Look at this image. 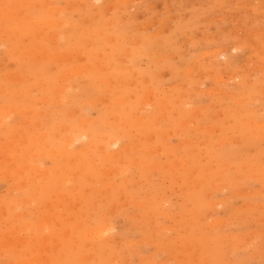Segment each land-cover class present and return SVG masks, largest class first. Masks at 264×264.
<instances>
[{
  "label": "rangeland",
  "instance_id": "374dc122",
  "mask_svg": "<svg viewBox=\"0 0 264 264\" xmlns=\"http://www.w3.org/2000/svg\"><path fill=\"white\" fill-rule=\"evenodd\" d=\"M0 25V264H264V0H0Z\"/></svg>",
  "mask_w": 264,
  "mask_h": 264
},
{
  "label": "bare ground",
  "instance_id": "6f19581e",
  "mask_svg": "<svg viewBox=\"0 0 264 264\" xmlns=\"http://www.w3.org/2000/svg\"><path fill=\"white\" fill-rule=\"evenodd\" d=\"M92 1H93V0H92ZM123 1H124V0H123ZM36 5H37V4H36ZM36 7H37V6H36ZM108 8H109V7H108ZM128 8H129V7H128ZM47 10H48V9H47ZM218 20H219V19H218ZM54 22H55V21H54ZM154 22H155V21H154ZM2 24H3V23H2ZM0 26H2V25H0ZM141 27H142V26H141ZM253 43H254V42H253ZM51 48H52V47H51ZM214 51H215V50H214ZM223 53H224V52H223ZM223 53H222V54H223ZM59 55H60V54H59ZM61 55H62V54H61ZM39 58H40V57H39ZM66 60H67V58H66ZM68 60H69V59H68ZM121 67H122V66H121ZM256 69H257V68H256ZM52 70H53V69H52ZM228 74H229V73H228ZM61 87H63V85H61ZM61 87H60V88H61ZM60 88H59V89H60ZM61 89H62V88H61ZM61 89H60V90H61ZM58 91H59V90H58ZM147 96H148V95H147ZM104 99H105V98H104ZM254 99H255V98H254ZM175 102H176V101H175ZM75 112H76V111H75ZM6 114H7V113H6ZM7 117H8V116H7ZM23 123H24V122H23ZM18 131H19V130H18ZM19 132H20V131H19ZM75 133H76V132H75ZM75 133H73V136H74ZM88 134H89V133H88ZM88 134H87V135H88ZM77 137L79 138L78 135H77ZM77 137H76V138H77ZM80 138H81V137H80ZM80 138H79V139H80ZM151 138H152V137H151ZM67 139H68V138H67ZM72 139H73V138H72ZM105 139H106V138H105ZM70 140H71V139H70ZM77 140H78V139H77ZM80 140H81V139H80ZM116 141H117V140L112 139L111 141H109V143H111V145H116V143H117ZM234 141H235V140H234ZM9 143H10V142H9ZM71 143H72V142L69 141L68 146H71ZM105 143H106V142H105ZM225 143H226V142H225ZM10 144H11V143H10ZM72 144H73V143H72ZM106 144H107V143H106ZM63 145H64V144H63ZM66 145H67V143H66ZM74 145H75V143H74ZM104 147H107V146H104ZM104 147H103V148H104ZM108 147H109V145H108ZM66 148H67V146L65 147V149H66ZM69 148H70V147H69ZM64 152H66V150H65ZM66 155H67V153H66ZM77 155H79V154H77ZM77 155H76V158H77ZM112 155H113V154H112ZM80 156H81V155H80ZM109 156H110V155H109ZM169 156H170V155H169ZM78 158H79V157H78ZM4 159H5V158H4ZM5 160H6V159H5ZM10 168H11V167H10ZM17 170H19V169H17ZM17 170H16V171H17ZM4 173H5V171H4ZM7 173H8V172H7ZM67 181H68V180H67ZM112 183H113V182H112ZM107 189H108V188H107ZM19 190H20V189H19ZM46 203H47V202H46ZM47 204H48V203H47ZM45 205H46V204H45ZM2 208H3V207H2ZM15 208H16V207H15ZM111 209H113V207H112ZM107 211H108V210H107ZM107 213H108V212H107ZM111 214H112V213H111ZM131 216H132V215H131ZM216 220H217V219H216ZM105 222L107 223V221H105ZM105 222H104V223H105ZM212 222H213V221H212ZM106 223H105V224H106ZM106 225H107V224H106ZM41 226H42V225H41ZM103 226H104V225H103ZM103 226H102V227H103ZM109 227H111V229H112V226H111V225H110ZM96 228H97V227H96ZM93 229H94V228H93ZM93 229H92V230H93ZM89 230H90V229H89ZM86 231H87V229H86ZM86 231H84V232H85V233H88V234H91V235L93 234V235L98 236V237L100 238L99 241H100L102 238L105 240V237H106V236L109 237V235H106V234H105L106 229H105L104 227H103V228H99L98 230L90 231V232H86ZM84 235H85V234H84ZM246 235H247V234H246ZM89 236H90V235H89ZM96 236H95V237H96ZM108 237L106 238V240L108 239ZM110 239H111V238H110ZM106 240H105V241H106ZM108 240H109V239H108ZM108 240H107V241H108ZM248 240H249V239H248ZM102 241H103V240H102ZM112 241H113V240H112ZM104 245H105V244H104ZM47 247H48V246H47ZM41 258H42V260H43V257H41ZM142 258H143V257H142ZM177 258H178V257H177ZM169 259H170V258H169ZM24 261H25V260H23V262H24ZM38 261H39V260H38ZM23 262H22V264H23ZM43 262H44V261H43ZM167 262H168V261H167ZM29 263H31V262H29ZM24 264H27V263L24 262ZM32 264H33V262H32Z\"/></svg>",
  "mask_w": 264,
  "mask_h": 264
}]
</instances>
